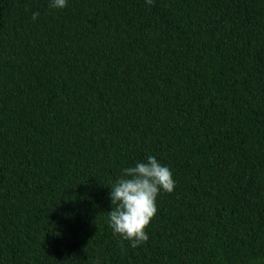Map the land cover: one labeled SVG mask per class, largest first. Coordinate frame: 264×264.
<instances>
[{
  "label": "trees",
  "instance_id": "obj_1",
  "mask_svg": "<svg viewBox=\"0 0 264 264\" xmlns=\"http://www.w3.org/2000/svg\"><path fill=\"white\" fill-rule=\"evenodd\" d=\"M149 155L133 248L110 187ZM0 264H264V0H0Z\"/></svg>",
  "mask_w": 264,
  "mask_h": 264
},
{
  "label": "clouds",
  "instance_id": "obj_2",
  "mask_svg": "<svg viewBox=\"0 0 264 264\" xmlns=\"http://www.w3.org/2000/svg\"><path fill=\"white\" fill-rule=\"evenodd\" d=\"M153 5L154 0H145ZM68 0H50L51 8H65ZM40 16L32 14L33 21ZM176 181L172 170L149 155L144 162L126 167L122 175L111 185L110 198L113 205L108 212L109 226L113 232L131 241L133 248L149 240L147 228L158 213L157 199L161 191H174Z\"/></svg>",
  "mask_w": 264,
  "mask_h": 264
}]
</instances>
